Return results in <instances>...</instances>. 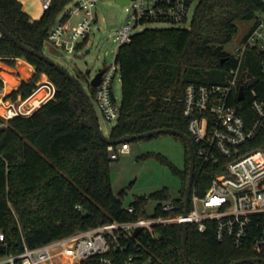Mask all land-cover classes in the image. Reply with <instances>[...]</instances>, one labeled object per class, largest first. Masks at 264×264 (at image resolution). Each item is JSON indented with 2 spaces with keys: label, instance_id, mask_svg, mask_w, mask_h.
I'll use <instances>...</instances> for the list:
<instances>
[{
  "label": "trees",
  "instance_id": "16d2710c",
  "mask_svg": "<svg viewBox=\"0 0 264 264\" xmlns=\"http://www.w3.org/2000/svg\"><path fill=\"white\" fill-rule=\"evenodd\" d=\"M70 1L52 0L39 18L32 19L21 0H0V22L25 44L47 53L49 30L57 21L68 20L67 12L60 18L59 15ZM263 11L264 0H199L189 26H147L135 32L115 54L122 98L120 116L109 137L118 139L159 127L181 129L190 135L189 118L183 111L187 84L226 82L237 57L225 44L237 32L239 20L256 19ZM87 39L76 47H84ZM256 54L255 49H247L241 66L246 78L242 77L241 82L247 94L252 86L260 93L264 90V74L255 63ZM16 57L34 64L36 73L23 79L14 94H29L43 71L55 81L57 91L55 98L33 114L8 120L0 134V230L5 235L2 243L7 247L0 256L17 254L25 245L34 247L113 219L146 215L145 195L133 198L131 203H136L138 210L130 213L124 206V192L115 193L111 164L119 156L111 157L109 143L98 135L78 86L56 66L25 50L2 32L0 59L13 64ZM0 85H3L1 76ZM76 100L81 103L80 111ZM233 102L242 112L250 108L248 97L244 101L234 98ZM176 136L186 149L185 167H173L182 176L177 199V212H181L190 153L185 139ZM253 145L264 146V128ZM213 175L209 167H196L195 191L204 193ZM168 195L169 188L163 187L149 197ZM86 209L89 212L83 215ZM157 229L159 255L172 264H192L184 253L183 224L162 223ZM187 248L198 264H230L257 255L250 242L237 247L229 239L219 241L212 225L201 231L195 222L188 223ZM17 264H22L20 258ZM81 264L100 262L91 259Z\"/></svg>",
  "mask_w": 264,
  "mask_h": 264
},
{
  "label": "built area",
  "instance_id": "2783aa9c",
  "mask_svg": "<svg viewBox=\"0 0 264 264\" xmlns=\"http://www.w3.org/2000/svg\"><path fill=\"white\" fill-rule=\"evenodd\" d=\"M51 1L42 0L43 8H48ZM98 1L75 0V8L65 12L70 18L73 12L82 11V19L72 29L69 18L57 21L49 30L47 44L73 51L77 43L89 37L98 20L95 10ZM198 1H125L129 3L128 17L112 30L117 41L115 54L122 43L143 29H139L140 26L151 21H165L168 26H189ZM247 49L257 51L255 63L260 65L264 74V11L256 17L243 46L233 51L237 64L231 67L226 82H190L186 86L183 111L189 118L195 169L209 167L214 171L204 193H198L192 186L187 213L184 209L177 212L178 196L170 194L155 198L154 211L149 215L146 208L152 198L145 195L147 202L143 210L146 215L127 220L113 219L34 247L25 245L24 250L17 254L2 256L0 264H17L18 258L22 264H81L91 259H97L100 264H172L157 252L160 245L157 225L184 222H195L201 231L212 225L216 239H229L237 247L250 242L257 253L255 256L264 259V146L253 145L264 128V90L260 93L252 86L247 94L244 86L245 96L242 100L238 99L239 86L243 84L241 79L245 78L241 66ZM29 65L33 75L36 67L31 62ZM117 71L120 70L114 57L113 63L104 69L100 83L94 86V99L98 101L105 118L114 123L120 116L121 107V101L113 93ZM14 90H6L0 85V134L3 125L11 118L29 116L55 98L57 85L43 71L29 94H14ZM247 97L250 108L242 112L233 99L244 101ZM130 147L129 141L116 146L108 145L113 158H117L119 152H128ZM124 206L130 213L138 210L136 203ZM139 227L141 229L136 233ZM4 237V232L0 230V243Z\"/></svg>",
  "mask_w": 264,
  "mask_h": 264
},
{
  "label": "rangeland",
  "instance_id": "374dc122",
  "mask_svg": "<svg viewBox=\"0 0 264 264\" xmlns=\"http://www.w3.org/2000/svg\"><path fill=\"white\" fill-rule=\"evenodd\" d=\"M74 3L75 0L68 2L60 15L68 9L73 10ZM128 6L129 3L118 0H99L95 7L98 20L94 23L84 47H76L71 52L52 45H47L46 49L47 54L55 58L71 73L79 74V79L95 107L100 127L107 135L115 123L105 118L98 101L94 99L95 87L90 84V79L99 70L105 69L113 63L117 41L114 40L112 30L126 21L129 14ZM81 19L82 11L73 12L69 18L71 29ZM255 20L254 18L239 20L238 30L232 40L225 44L226 48L231 51L241 48L245 36L254 26ZM168 25L165 21L155 20L140 26L139 29L145 26ZM21 58L24 59V57ZM33 66L35 67L34 64ZM25 76L27 77L28 73H25ZM28 77L31 78L30 75ZM114 78L113 93L121 101L120 71L116 72ZM129 142L130 150L125 153L119 152V157L114 159L111 164L113 188L117 195L124 192V204L128 205L136 196L149 195L163 187H168L172 196H178L182 186V176L174 171L173 167L177 166L183 169L186 165V149L183 141L173 133L162 132L153 136L129 140ZM155 204L156 199L149 200L146 208L147 214L153 213ZM1 258L2 256H0Z\"/></svg>",
  "mask_w": 264,
  "mask_h": 264
},
{
  "label": "water",
  "instance_id": "95a60500",
  "mask_svg": "<svg viewBox=\"0 0 264 264\" xmlns=\"http://www.w3.org/2000/svg\"><path fill=\"white\" fill-rule=\"evenodd\" d=\"M119 2H125L127 0H118ZM0 30L9 38H11L12 40H14L19 46H21L22 48H24L25 50L32 52L38 56H40L41 58L45 59L46 61H48L50 64L56 66L58 69H60L62 72H64L80 89V91L82 92V94L84 95L90 112L92 114L93 117V122H94V126L96 128V131L98 133V135L104 139L105 141H107L109 144H117L120 142H124V141H129L132 139H136V138H143V137H148V136H153L162 132H170V133H174L176 135H180L182 136L187 145H188V149H189V153H190V167H189V178H188V183L186 185V189H185V197H184V212L187 213L188 209H189V201H190V194H191V190H192V186H193V179H194V174H195V153H194V147H193V142L191 139V136L186 133L185 131L181 130V129H177V128H173V127H159V128H155L152 130H148V131H144L138 134H126L118 139H112L109 137V135L105 134L103 132V130L100 127L99 124V120H98V116L97 113L95 111V107L92 103V100L89 96V93L87 92V90L85 89V87L82 85L80 79H79V74H73L71 73V71H69L65 66H63L60 62H58L55 58H53L52 56H50L47 53H42L39 51H36L34 48L30 47L29 45L25 44L24 42H22L21 40H19L13 33H11L1 22H0ZM87 51H89V49H87ZM104 69L99 70L90 80V84L92 86H96L100 83L101 81V76L103 73ZM245 96V91H244V85L241 84L239 86V93H238V99L242 100ZM75 104L77 105V109L78 111L81 110V103L79 100L75 101ZM5 126V124L3 125V127ZM88 209H86L83 212V215L88 214ZM183 248H184V253L185 256L187 257V259L192 263V264H198L193 258H191V256L189 255L188 252V248H187V237H188V223L184 222L183 223ZM141 229V227H139L136 231V233ZM7 251V247L4 243H0V253H6ZM245 262H250L253 264H259L260 262H262L264 264V259L262 257H248V258H242V259H238L236 261H233L230 264H243Z\"/></svg>",
  "mask_w": 264,
  "mask_h": 264
},
{
  "label": "crops",
  "instance_id": "0c3cea01",
  "mask_svg": "<svg viewBox=\"0 0 264 264\" xmlns=\"http://www.w3.org/2000/svg\"><path fill=\"white\" fill-rule=\"evenodd\" d=\"M21 1L23 3V8L30 14L32 19L39 18L45 10L42 6V0ZM61 15H59V18ZM23 67L28 73V76H32L31 65H29V62L25 58L23 59L21 57H16L13 64L7 62L6 60L0 59V76L3 78V87L6 90L17 89L23 79L29 78L28 76H25L24 70L22 69ZM8 75L13 76L16 82L11 83L7 78Z\"/></svg>",
  "mask_w": 264,
  "mask_h": 264
},
{
  "label": "bare ground",
  "instance_id": "6f19581e",
  "mask_svg": "<svg viewBox=\"0 0 264 264\" xmlns=\"http://www.w3.org/2000/svg\"><path fill=\"white\" fill-rule=\"evenodd\" d=\"M23 70L25 71V68L23 67ZM24 73H27L26 71ZM8 80L11 82V83H15V78L13 76H7ZM9 88V87H8Z\"/></svg>",
  "mask_w": 264,
  "mask_h": 264
}]
</instances>
